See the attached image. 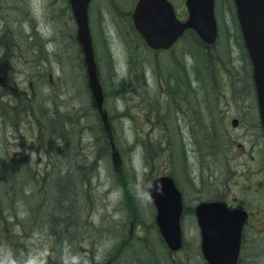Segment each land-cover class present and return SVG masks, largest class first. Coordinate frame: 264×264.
Listing matches in <instances>:
<instances>
[{"label": "rangeland", "instance_id": "1", "mask_svg": "<svg viewBox=\"0 0 264 264\" xmlns=\"http://www.w3.org/2000/svg\"><path fill=\"white\" fill-rule=\"evenodd\" d=\"M170 1L186 17L185 0ZM217 1L214 46L187 33L164 52L136 32L137 0L91 1L106 131L68 1L0 0V264H206L193 215L184 250L162 247L148 189L170 175L191 200L254 190L250 160L236 158L264 160L252 69L232 0ZM253 224L261 238H246L241 264H264V225Z\"/></svg>", "mask_w": 264, "mask_h": 264}, {"label": "water", "instance_id": "2", "mask_svg": "<svg viewBox=\"0 0 264 264\" xmlns=\"http://www.w3.org/2000/svg\"><path fill=\"white\" fill-rule=\"evenodd\" d=\"M91 0H69L78 25V40L82 46L89 88L102 120L109 130L108 116L103 109L104 93L92 46L88 21V6ZM237 17L252 67L261 123L264 130V0H234ZM189 16L180 21L172 3L168 0H139L132 14L138 33L147 45L155 50L171 48L176 41L191 29L207 45H213L218 37L214 0H186ZM233 126L238 125L233 120ZM113 160L119 158L113 141ZM150 193L158 206V226L171 250L182 248L179 218L180 197L171 178H158ZM176 198V200H173ZM197 219L201 227L202 248L208 264H237L241 245V230L246 217L230 213L220 203H203L197 208Z\"/></svg>", "mask_w": 264, "mask_h": 264}, {"label": "flooded vegetation", "instance_id": "3", "mask_svg": "<svg viewBox=\"0 0 264 264\" xmlns=\"http://www.w3.org/2000/svg\"><path fill=\"white\" fill-rule=\"evenodd\" d=\"M217 1V0H216ZM232 3H234V1L232 0ZM235 6V4H233ZM236 8V7H235ZM69 13H70V17L71 16V11L68 9ZM180 15V14H179ZM181 16V15H180ZM73 20V18H72ZM41 54H46L45 52L39 51V53L37 54V58H39V56ZM28 63V62H27ZM22 77H26V73L24 70H22L21 72ZM31 78H29V82L31 81V85H33L32 83H34L35 81L38 80H42L44 73L42 71V69H39L38 71L35 72L34 75H29ZM7 77L8 75L5 73H1V69H0V82L4 83L5 79L7 81ZM21 77V78H22ZM27 78V77H26ZM53 82V81H51ZM260 125V129H261V124ZM263 137V134H262ZM34 142V141H32ZM241 147V146H240ZM242 148V147H241ZM244 150V149H243ZM0 157H5V154L1 155ZM11 160V158H17V156H8ZM244 157H246L248 159V161L250 160V162H241L243 164H241V167H244L245 169L243 170L246 174V178H249L250 182L253 183V185L251 186V189L253 188L254 190H252V193H245L244 195L240 196L241 198H235V197H231L228 196L227 198L224 197H213V198H207L204 197L203 195L197 194L193 200H191L188 196V193H186L185 191L181 190L182 193V202H183V214H182V218H181V222L183 223L185 219V217L191 216L193 215L195 220H196V214H195V210L198 204H200L201 202L204 201H221V202H225L228 206V208L230 210L232 209H243L244 211H246L248 213V220L244 225L243 228V233H242V246H241V256L242 254H245V240L246 238H261L260 235L256 234V229L254 228L255 224H253L254 222H257V225H264V160L262 161V164H257L258 161L256 160V158L254 156H250L248 157L243 155H237L236 158L239 159H243ZM13 161V160H12ZM251 164H257L255 165L256 167H251ZM195 192H198V188L197 190H195ZM152 211L154 212L152 215V220L154 221V226L156 227V207L154 206V204L152 203ZM253 222V223H252ZM253 227V231L255 232V235L250 234L249 233V228ZM199 229V228H198ZM140 231V226L136 228V232ZM143 230H141L140 233H138L139 238H145L142 236ZM184 234V233H183ZM141 236V237H140ZM161 238V237H160ZM183 238H187L186 235H183ZM198 238H202L201 234H200V230H199V237ZM199 254L201 257H203L202 254V250H201V239L199 242Z\"/></svg>", "mask_w": 264, "mask_h": 264}, {"label": "trees", "instance_id": "4", "mask_svg": "<svg viewBox=\"0 0 264 264\" xmlns=\"http://www.w3.org/2000/svg\"><path fill=\"white\" fill-rule=\"evenodd\" d=\"M193 35V34H192ZM198 42L201 44V45H203V46H205V47H207L206 45H204L200 40H198ZM248 55V54H247ZM247 59H248V56H247ZM250 63V62H249ZM225 71H224V69H219V73L222 75H225V73H224ZM251 76V75H250ZM226 78V77H225ZM250 79H252V76L250 77ZM209 139H212V141H213V139H214V141H218V139H217V137L215 138V137H213V138H208V140ZM217 143V142H216ZM212 145H214V147L216 146L215 145V143L214 144H212ZM213 147V146H212ZM68 181H69V179L67 180V182H65V183H67V185H70V182H71V180H70V182L68 183ZM59 195H60V198H62V196H63V193H62V191H60V193H58ZM69 197V198H68ZM55 198V197H54ZM67 198H68V200H70L71 198H70V193H68V196H67ZM59 199V198H58ZM57 199V200H58ZM56 199L54 200V202L55 201H57ZM59 200H61V199H59ZM58 203H56V205H57ZM61 206L60 207H62V201H61V204H60ZM57 220V219H56ZM67 228V227H66ZM53 232L55 233V234H62V232L60 231H56V229H54L53 230ZM53 232H52V234H53ZM63 236V235H62Z\"/></svg>", "mask_w": 264, "mask_h": 264}]
</instances>
